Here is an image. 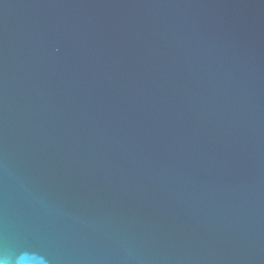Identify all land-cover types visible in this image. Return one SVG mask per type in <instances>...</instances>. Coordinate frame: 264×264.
Segmentation results:
<instances>
[{
	"label": "water",
	"instance_id": "obj_1",
	"mask_svg": "<svg viewBox=\"0 0 264 264\" xmlns=\"http://www.w3.org/2000/svg\"><path fill=\"white\" fill-rule=\"evenodd\" d=\"M0 264H264V0H0Z\"/></svg>",
	"mask_w": 264,
	"mask_h": 264
}]
</instances>
